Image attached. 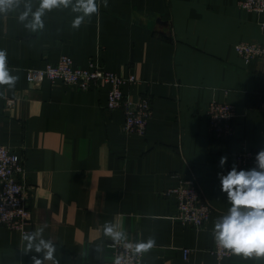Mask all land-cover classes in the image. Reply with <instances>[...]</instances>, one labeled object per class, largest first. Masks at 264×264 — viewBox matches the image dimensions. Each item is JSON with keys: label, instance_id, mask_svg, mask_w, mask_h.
I'll return each mask as SVG.
<instances>
[{"label": "crops", "instance_id": "crops-1", "mask_svg": "<svg viewBox=\"0 0 264 264\" xmlns=\"http://www.w3.org/2000/svg\"><path fill=\"white\" fill-rule=\"evenodd\" d=\"M96 3L91 16L73 10L77 0L46 9L36 30L26 25L40 0H18L0 12V51L18 77L14 87L0 85V144L25 162L33 233L43 228L38 239L53 244L58 264H112L106 244L116 240L105 225L124 239L155 241L143 264H264V256L218 260L211 252L214 225L231 207L220 174L251 170L237 167V155L264 151V61L246 63L236 51L242 42L264 44V14L244 10L240 0ZM78 16L83 20L73 27ZM64 55L79 68L97 62L119 76H137L140 84L124 91L134 101L150 98L146 134L125 132L123 111L108 109L109 84L81 91L47 79L29 83V69ZM8 98L17 102L12 111ZM213 101L236 107L229 139L210 133ZM190 180L212 207L201 229L175 220V198L166 195ZM23 237L0 225V264L43 260Z\"/></svg>", "mask_w": 264, "mask_h": 264}, {"label": "built area", "instance_id": "built-area-1", "mask_svg": "<svg viewBox=\"0 0 264 264\" xmlns=\"http://www.w3.org/2000/svg\"><path fill=\"white\" fill-rule=\"evenodd\" d=\"M240 6L252 13L264 14V0H240ZM264 31V20L261 22ZM237 53L246 63L254 60L264 61V44L242 42L236 46ZM7 67L10 64L7 61ZM52 85L58 83L64 86H76L81 91L91 88H100L110 85L108 109L121 110L125 115L124 130L127 134L145 135L150 119L152 118V102L149 97L141 96L137 101L125 93L126 86L140 84L134 74L127 77L119 76L91 62L88 68H79L73 60L62 56L57 63H49L41 69H29L28 81L30 84L40 86L45 80ZM260 107L264 109V94L261 97ZM17 107L13 98L6 100V109L12 111ZM236 107L227 102L213 101L208 107L209 127L212 136L226 140L234 135ZM258 151L245 150L236 158L239 169H256L258 167ZM168 197H174L177 214L174 219L182 224H190L197 229L203 228L212 213V207L200 194L194 180L184 182L176 188L166 192ZM30 196V187L27 185V174L24 160L15 154L8 146L0 144V225L18 231L23 236L33 233L32 212L27 205ZM142 242L122 239L109 241L106 244L107 254L111 263L119 258L120 264H143L145 251H136L135 245ZM185 259H188L192 250L186 248ZM211 252L218 260L230 257L232 251L223 249L215 244Z\"/></svg>", "mask_w": 264, "mask_h": 264}, {"label": "clouds", "instance_id": "clouds-1", "mask_svg": "<svg viewBox=\"0 0 264 264\" xmlns=\"http://www.w3.org/2000/svg\"><path fill=\"white\" fill-rule=\"evenodd\" d=\"M18 3V0H0V12L6 11ZM70 0H40V8L32 13L33 19L26 27L36 30L43 27L41 16L44 11L51 10L59 5L68 6ZM105 6L106 3H105ZM74 11L83 12L84 16L96 14L99 9L96 0H77ZM28 12L21 15L20 20L28 17ZM83 17L78 16L73 22V27H79ZM18 77L10 74L7 67L6 52L0 51V85L10 88L15 86ZM259 171L239 170L232 167L226 175L220 174L221 190L227 193L231 207L228 214L221 217L214 225L213 234L217 245L223 249L231 250L234 254H243L250 257L264 256V151L257 154ZM227 162V157L220 158V165ZM43 228L36 232L26 234L23 238L27 241V250L36 253H44L43 260L34 258V264H44V261H52L58 264L54 258L55 247L50 241L38 239ZM104 232L114 240L124 239V233L115 231L111 225H105ZM38 241V242H37ZM155 241L149 239L147 243L135 245L136 251L143 252L153 247ZM115 264H120L119 258Z\"/></svg>", "mask_w": 264, "mask_h": 264}]
</instances>
